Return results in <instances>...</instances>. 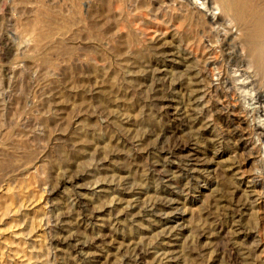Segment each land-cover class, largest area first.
I'll list each match as a JSON object with an SVG mask.
<instances>
[{"label":"rangeland","instance_id":"374dc122","mask_svg":"<svg viewBox=\"0 0 264 264\" xmlns=\"http://www.w3.org/2000/svg\"><path fill=\"white\" fill-rule=\"evenodd\" d=\"M213 2L0 0V264H264L262 71Z\"/></svg>","mask_w":264,"mask_h":264},{"label":"bare ground","instance_id":"6f19581e","mask_svg":"<svg viewBox=\"0 0 264 264\" xmlns=\"http://www.w3.org/2000/svg\"><path fill=\"white\" fill-rule=\"evenodd\" d=\"M207 0H203V2H205ZM214 1L213 3H215L212 8L215 7V10H220L222 13H224L225 15L229 16L230 18H237L240 23L239 26L242 27V29L240 30L241 34H242V38H243V42L247 44V46L249 47V54L253 57L254 61L258 64L260 70L262 71V76H261V80L264 86V10L260 11L257 10L256 8H254V4L252 5L251 3H249L250 0H212ZM256 5V4H255ZM184 6V5H183ZM211 8V9H212ZM259 8V7H258ZM213 10V9H212ZM222 15V14H221ZM216 17V16H215ZM225 19V18H224ZM223 19V20H224ZM228 20V19H227ZM230 20V19H229ZM214 21V20H211ZM232 21V19H231ZM220 22V21H219ZM236 23V25H238V23L233 20V23ZM212 23V22H211ZM231 29H234L231 28ZM236 29V28H235ZM238 29V28H237ZM217 33V32H216ZM237 33V31H236ZM218 36H220L219 34H217ZM231 35V34H230ZM233 35V33H232ZM217 39H220L218 38ZM230 37V36H229ZM234 37V35H233ZM215 38V37H214ZM216 39V40H217ZM224 39V38H223ZM231 39V38H230ZM36 40V39H35ZM38 40V39H37ZM36 40V41H37ZM222 40V39H220ZM227 41V40H226ZM229 41V40H228ZM231 41V40H230ZM234 42V41H233ZM232 42V43H233ZM241 42L240 40L238 41V43ZM231 43V42H230ZM228 44V43H227ZM241 44V43H240ZM229 45V44H228ZM237 45V44H236ZM239 45V44H238ZM231 46V45H230ZM242 46V45H241ZM240 47V46H238ZM247 47V48H248ZM228 48V46H227ZM226 48V49H227ZM233 50L234 49V45H232ZM237 48V47H235ZM241 49V48H239ZM233 50H229L232 52V54L234 53ZM237 51V49H236ZM241 51V50H238ZM237 53V52H236ZM239 54V52H238ZM242 56V55H241ZM235 57V56H234ZM238 58V56H237ZM241 59V58H240ZM244 59V58H243ZM236 60V59H235ZM242 60V59H241ZM237 61V60H236ZM229 63V61H227ZM231 62V61H230ZM234 62V61H233ZM235 63V62H234ZM241 63V62H240ZM245 65V62L243 63ZM249 65V64H248ZM247 65V66H248ZM238 66V65H237ZM248 68V67H247ZM244 69V68H242ZM250 69V68H249ZM248 69V70H249ZM251 71V70H250ZM245 72V71H244ZM253 73V72H252ZM255 75V74H254ZM248 76V75H247ZM253 76V75H252ZM232 77V76H231ZM236 78V77H234ZM251 78V77H250ZM255 78V77H254ZM255 80V79H253ZM254 83V82H253ZM258 83V82H257ZM237 84V82H236ZM255 85V84H254ZM238 91L240 92V96H241V101L246 100V98H249L250 100H252V95L250 92L246 91L244 83L243 82H239L236 85ZM261 85V87H263ZM259 89V88H258ZM237 91V92H238ZM259 91V90H258ZM257 90H255V96L260 100L263 99L264 100V96H262L260 93H258ZM243 99V100H242ZM248 99V100H249ZM257 123L259 125H261V127H264V119H259L257 121ZM264 129V128H263ZM264 155V153H263Z\"/></svg>","mask_w":264,"mask_h":264}]
</instances>
